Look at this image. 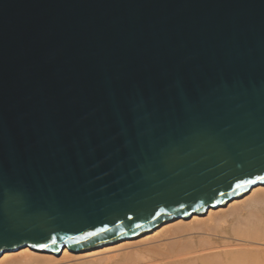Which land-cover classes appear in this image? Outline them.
Returning <instances> with one entry per match:
<instances>
[{"label": "water", "instance_id": "water-1", "mask_svg": "<svg viewBox=\"0 0 264 264\" xmlns=\"http://www.w3.org/2000/svg\"><path fill=\"white\" fill-rule=\"evenodd\" d=\"M260 177L264 0H0V254L102 246Z\"/></svg>", "mask_w": 264, "mask_h": 264}, {"label": "bare ground", "instance_id": "bare-ground-1", "mask_svg": "<svg viewBox=\"0 0 264 264\" xmlns=\"http://www.w3.org/2000/svg\"><path fill=\"white\" fill-rule=\"evenodd\" d=\"M0 264H264V183L202 214L167 220L150 231L59 255L23 246Z\"/></svg>", "mask_w": 264, "mask_h": 264}, {"label": "snow or ice", "instance_id": "snow-or-ice-1", "mask_svg": "<svg viewBox=\"0 0 264 264\" xmlns=\"http://www.w3.org/2000/svg\"><path fill=\"white\" fill-rule=\"evenodd\" d=\"M260 179H264V177H260ZM239 187V185H238ZM90 235H94V233H90ZM52 243H55V239L53 238ZM40 247H47V245H40Z\"/></svg>", "mask_w": 264, "mask_h": 264}]
</instances>
